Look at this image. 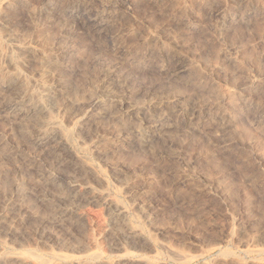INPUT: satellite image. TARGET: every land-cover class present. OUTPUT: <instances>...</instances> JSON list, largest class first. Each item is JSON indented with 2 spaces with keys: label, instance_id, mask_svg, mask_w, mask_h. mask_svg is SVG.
Segmentation results:
<instances>
[{
  "label": "rangeland",
  "instance_id": "374dc122",
  "mask_svg": "<svg viewBox=\"0 0 264 264\" xmlns=\"http://www.w3.org/2000/svg\"><path fill=\"white\" fill-rule=\"evenodd\" d=\"M33 263L264 264V0H0V264Z\"/></svg>",
  "mask_w": 264,
  "mask_h": 264
},
{
  "label": "bare ground",
  "instance_id": "6f19581e",
  "mask_svg": "<svg viewBox=\"0 0 264 264\" xmlns=\"http://www.w3.org/2000/svg\"><path fill=\"white\" fill-rule=\"evenodd\" d=\"M27 50L28 51H32L33 49L32 48H27ZM58 127H59V125H58ZM56 131H58V133L60 134V136L62 137L61 138V140H62V145H65V146H68V138H69V135L68 134H66V133H64L61 129H59L58 128V130H56ZM99 198V197H98ZM105 198V197H104ZM105 200H107V199H105ZM107 203L108 204H110V205H113V206H115V207H117V209H118V211H119V214H123V212L121 211V209L122 208H120L119 207V205L115 202V201H113V200H107ZM131 234L132 235H134V236H138V237H140L141 236V234L139 233V232H136V231H131ZM93 257H97L96 256V254L95 255H93ZM24 263H25V261H24ZM33 264H37V263H33Z\"/></svg>",
  "mask_w": 264,
  "mask_h": 264
}]
</instances>
